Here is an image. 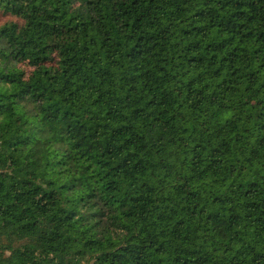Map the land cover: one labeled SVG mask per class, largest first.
Listing matches in <instances>:
<instances>
[{
    "label": "trees",
    "instance_id": "16d2710c",
    "mask_svg": "<svg viewBox=\"0 0 264 264\" xmlns=\"http://www.w3.org/2000/svg\"><path fill=\"white\" fill-rule=\"evenodd\" d=\"M0 10V264H264V0Z\"/></svg>",
    "mask_w": 264,
    "mask_h": 264
},
{
    "label": "rangeland",
    "instance_id": "374dc122",
    "mask_svg": "<svg viewBox=\"0 0 264 264\" xmlns=\"http://www.w3.org/2000/svg\"><path fill=\"white\" fill-rule=\"evenodd\" d=\"M5 19H7V16L2 13L0 10V23L3 22Z\"/></svg>",
    "mask_w": 264,
    "mask_h": 264
}]
</instances>
